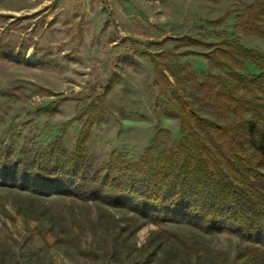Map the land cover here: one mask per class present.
<instances>
[{"label":"rangeland","instance_id":"374dc122","mask_svg":"<svg viewBox=\"0 0 264 264\" xmlns=\"http://www.w3.org/2000/svg\"><path fill=\"white\" fill-rule=\"evenodd\" d=\"M249 4L0 0V165L28 155L33 163L34 152L58 141L63 131L69 155L87 122L93 123L87 147L94 171L114 152L137 162L159 132L183 140L174 117L181 99L203 117L226 123L203 104L195 83L230 72L216 67L223 44L264 53V38L235 27ZM237 60L238 71L262 73L249 60ZM55 104V115L39 114ZM244 149L263 157L262 146ZM163 150L161 144L154 154ZM249 247L229 234L153 226L128 210L78 196L0 186V264H242Z\"/></svg>","mask_w":264,"mask_h":264},{"label":"trees","instance_id":"16d2710c","mask_svg":"<svg viewBox=\"0 0 264 264\" xmlns=\"http://www.w3.org/2000/svg\"><path fill=\"white\" fill-rule=\"evenodd\" d=\"M221 1V0H215ZM235 27L247 36L264 38V0H247ZM216 67L230 72L211 76L197 85L203 103L226 123L203 117L181 99L176 107L183 140L159 132L137 162L118 152L94 171L88 163L89 129L79 131L73 151L66 155L59 140L17 163L0 165V186L36 195L69 198L128 210L153 226L167 223L190 226L205 235L229 234L250 247L242 264L264 260V154L248 155L244 146L264 147V53L236 43L219 48ZM15 63L17 58L4 57ZM239 58L255 64L261 74L242 72ZM223 62H221V61ZM242 70V69H241ZM58 104L39 114L53 116ZM164 150L157 156L156 148ZM29 161V162H28ZM173 239L183 247L186 242Z\"/></svg>","mask_w":264,"mask_h":264}]
</instances>
